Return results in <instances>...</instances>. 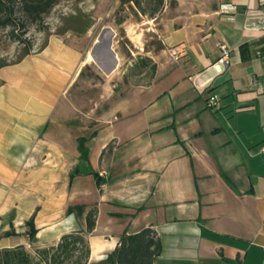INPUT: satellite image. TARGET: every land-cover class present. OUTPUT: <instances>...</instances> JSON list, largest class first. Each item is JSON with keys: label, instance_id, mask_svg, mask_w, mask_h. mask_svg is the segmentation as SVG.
I'll use <instances>...</instances> for the list:
<instances>
[{"label": "crops", "instance_id": "obj_1", "mask_svg": "<svg viewBox=\"0 0 264 264\" xmlns=\"http://www.w3.org/2000/svg\"><path fill=\"white\" fill-rule=\"evenodd\" d=\"M159 37L152 81L102 116L87 163L77 140L70 152L49 130L90 64L87 50L52 34L41 50L0 67V248L54 244L84 229L96 207L86 264L147 226L161 241L154 264H264V5L175 0L161 12ZM172 46L182 49L177 60ZM75 165L102 183L87 172L71 178Z\"/></svg>", "mask_w": 264, "mask_h": 264}, {"label": "rangeland", "instance_id": "obj_2", "mask_svg": "<svg viewBox=\"0 0 264 264\" xmlns=\"http://www.w3.org/2000/svg\"><path fill=\"white\" fill-rule=\"evenodd\" d=\"M175 0H139L123 3L121 0H61L45 16L40 30L34 24L29 26L25 37L37 49L48 32H54L65 25L64 17L81 10L92 20V26L83 34L71 31L66 38L76 46L87 50L90 60L77 79L65 90L51 115L49 130L53 138H61L72 152L76 138H91L93 132L105 123V115L125 93L136 86L147 85L153 75L149 67L131 70L138 56H149L161 49L159 37L160 17L165 5L171 8ZM154 16V17H153ZM105 28L100 43L92 49L95 40ZM20 33V29H16ZM111 49L117 57V74L106 78L114 63ZM23 44L14 40L9 29L0 30V57L13 61L21 52ZM257 109L249 112L255 113ZM244 116L243 120H247Z\"/></svg>", "mask_w": 264, "mask_h": 264}, {"label": "trees", "instance_id": "obj_3", "mask_svg": "<svg viewBox=\"0 0 264 264\" xmlns=\"http://www.w3.org/2000/svg\"><path fill=\"white\" fill-rule=\"evenodd\" d=\"M60 1L0 0V30L9 29L12 38L23 44L21 52L13 61L0 57V67L17 63L26 55L41 50L46 46L48 37L52 34L65 35L67 31H71L80 35L92 26L93 20L79 9L75 13L64 17V27L54 32H48L40 46L32 50V44L25 37L29 26L34 24L40 30H43L45 28L42 27L45 16ZM121 2L139 4V0H121ZM17 28L20 29V33H16ZM85 67H89V65L86 64L80 74ZM145 67H149L151 74L154 75L156 65L150 56H138V59L134 61L130 68L133 71H141ZM1 84L2 80L0 79ZM76 140L80 158L84 163H87L88 148L86 142L88 137L78 136ZM81 172L93 173L97 184L102 183L99 174L91 171L88 166L81 169L79 165H75L70 172V177L72 178ZM96 214V207H90L85 216V228L62 234L54 244L31 249L22 244L0 248V264H86L90 255L87 235L95 227ZM27 225L29 226L28 234L33 236L36 232L33 217L28 219ZM8 234L10 233H4V235ZM160 252V238L152 227L147 226L134 233H122L115 248L97 264H154Z\"/></svg>", "mask_w": 264, "mask_h": 264}, {"label": "built area", "instance_id": "obj_4", "mask_svg": "<svg viewBox=\"0 0 264 264\" xmlns=\"http://www.w3.org/2000/svg\"><path fill=\"white\" fill-rule=\"evenodd\" d=\"M261 4L264 5V0H260ZM234 5H231V4H223L222 7H221V10L222 11H229V10H234ZM220 49L222 51H225L227 49V46L223 43H221L219 45ZM182 53V49L179 47V46H172V47H169L168 48V54L169 56L174 59V60H177L179 57H180V54ZM262 54L264 55V53H262L261 51L258 52V55H261ZM222 60V59H220ZM217 100V97L216 95H211L208 100H207V105L208 106H212L215 104Z\"/></svg>", "mask_w": 264, "mask_h": 264}, {"label": "water", "instance_id": "obj_5", "mask_svg": "<svg viewBox=\"0 0 264 264\" xmlns=\"http://www.w3.org/2000/svg\"><path fill=\"white\" fill-rule=\"evenodd\" d=\"M104 31H105V28L102 29V31H101L99 37L95 40L92 49L89 51V54H90L91 56H92V52H93V50L95 49V47L98 45V43H100V38L103 36ZM107 49H108V51H111V52H112V57H113V59H114L113 66H112V68L109 70V71H111V70H113V69L116 67V64H117V57H116L115 53L113 52V50L111 49V44H110V42H109V44H108V46H107ZM92 57H93V56H92ZM93 60H95L94 57H93Z\"/></svg>", "mask_w": 264, "mask_h": 264}]
</instances>
